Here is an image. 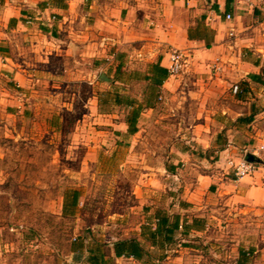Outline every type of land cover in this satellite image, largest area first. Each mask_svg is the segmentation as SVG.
<instances>
[{
	"label": "rangeland",
	"instance_id": "1",
	"mask_svg": "<svg viewBox=\"0 0 264 264\" xmlns=\"http://www.w3.org/2000/svg\"><path fill=\"white\" fill-rule=\"evenodd\" d=\"M187 61L185 56L183 70L175 76L184 74ZM100 70L91 65V83L39 84L35 90L44 104L36 108L38 102L29 98L27 117L18 113L21 110L9 115L0 103V264H84V258L72 252L74 239L96 241L108 249L117 240H140L150 210L178 212L184 196L195 203L185 217L203 219L205 231L180 237L161 251L142 243L152 264H236L240 250L251 253L248 264H264V202L229 201L238 189L220 187L231 179L229 161L248 154L255 159L257 171L264 170V152L250 146L221 161L217 152L228 141L226 128H204L201 138L207 148L178 135L180 129L194 124L189 117L199 108L193 109L184 99L215 94L212 99L218 101V108L212 111L206 105L201 110L222 117L228 107L245 113L244 103L256 99L255 93L237 103L234 85L222 88L226 78L214 76L212 83L208 72L205 83H187L175 96L161 95L152 112L143 111L144 122L131 138L112 126L125 120L127 110L108 108L112 114L101 118L88 115L99 93L117 87L119 93L141 98L144 84L109 87L99 81ZM65 75L59 77L65 80ZM177 99H183L182 104ZM84 115L88 120L83 121ZM200 121L204 125L206 120ZM220 131L223 136L217 146ZM68 190L81 194L74 217L62 216V199ZM143 263L120 258L111 264Z\"/></svg>",
	"mask_w": 264,
	"mask_h": 264
},
{
	"label": "crops",
	"instance_id": "2",
	"mask_svg": "<svg viewBox=\"0 0 264 264\" xmlns=\"http://www.w3.org/2000/svg\"><path fill=\"white\" fill-rule=\"evenodd\" d=\"M227 15L231 17L229 20ZM174 50L188 57L186 71L179 76L168 73ZM107 63H111L110 67ZM157 63L168 73L161 88L162 96L179 94L187 83H205L208 72L212 83L214 76L218 80L222 75L226 78L222 88L234 85L237 103L247 101L246 95L255 93L256 99L244 103L248 105L245 113L228 107L222 117L201 110L206 105L212 106V111L218 108V101L212 99L215 94L184 99L193 109L199 108L196 113L192 110L194 114L189 117L194 124L179 130L181 138L189 137L207 148L201 138L204 128L211 126L222 131L226 128L228 141L217 152L221 161L225 155H236L250 146L258 153L264 152V86L260 84L264 82V0H0V103L9 115L21 110L18 113L30 116L29 98L38 102L34 103L36 108L43 106L35 90L39 84L91 83L88 75L92 64L101 68L99 81L112 87L142 83L131 74L147 73ZM61 73L66 74L65 80L59 77ZM253 75H260L261 81L254 82ZM239 88L245 91L237 94ZM29 90L35 94L30 95ZM103 94L99 93L92 102L94 108H90L89 118L112 114V111L99 112L98 103ZM135 99L141 101L142 97ZM17 100L23 103L20 105ZM182 100L177 99L181 104ZM144 113L138 120L136 134L127 135L125 120L114 122V131L126 137L136 136L144 122ZM251 114L254 117L250 124L236 122ZM84 118L83 121L88 120L87 115ZM202 118L206 120L204 125ZM187 120L184 118L182 122L185 124ZM220 123L228 126L221 127ZM222 131L216 135L217 146ZM87 145L93 147L89 142ZM219 158L217 165L221 164ZM223 186L238 189L229 201L264 202L262 169L239 180L232 175L229 183L220 185ZM178 204V212L161 207L150 210L147 221H153L158 211L185 216L188 207L195 203L191 197L184 196ZM180 237L179 234L176 239ZM139 239L144 243L140 234Z\"/></svg>",
	"mask_w": 264,
	"mask_h": 264
},
{
	"label": "trees",
	"instance_id": "3",
	"mask_svg": "<svg viewBox=\"0 0 264 264\" xmlns=\"http://www.w3.org/2000/svg\"><path fill=\"white\" fill-rule=\"evenodd\" d=\"M119 72V70H118ZM133 79L144 84L142 100L138 101L127 95L118 93L113 90V93L107 92L102 95L99 100L98 109L100 113L110 112L108 108L119 107L127 110L128 114L125 118L127 124V135L132 136L138 132L137 124L143 111L154 109L162 95V86L168 78L167 70L162 68L158 63L152 65L147 73H133ZM251 79L254 82L261 81L260 75H253ZM264 86V82L260 83ZM245 90L238 89L237 94ZM254 115L251 114L247 118L237 119V123L243 122L250 124ZM80 192L78 190H68L64 193L62 199V216L74 217L79 205ZM205 221L195 218L191 222L185 216L177 214L169 215L165 211L156 212L153 221L148 220L142 227L140 238L149 248L153 250H164L170 245L176 244V237L180 234L181 237L187 236L190 232H203L205 229ZM72 252L77 256L84 258V264H111L112 261L120 258L132 259L143 264H152L150 252L146 250L143 244L135 239H121L114 242L111 248H107L102 243L94 241L91 244L85 243L84 240L77 241L74 239ZM251 253L247 251H239V258L236 264H248ZM159 261V259H157Z\"/></svg>",
	"mask_w": 264,
	"mask_h": 264
},
{
	"label": "built area",
	"instance_id": "4",
	"mask_svg": "<svg viewBox=\"0 0 264 264\" xmlns=\"http://www.w3.org/2000/svg\"><path fill=\"white\" fill-rule=\"evenodd\" d=\"M230 15L226 16V19L229 20ZM185 65V56L182 52L174 50L170 56V65L168 67V73L171 76L178 75ZM248 155V154H247ZM239 158L236 161L228 162V169L231 171L233 177L236 180L242 179L254 173L256 171V163L249 161L248 156Z\"/></svg>",
	"mask_w": 264,
	"mask_h": 264
},
{
	"label": "water",
	"instance_id": "5",
	"mask_svg": "<svg viewBox=\"0 0 264 264\" xmlns=\"http://www.w3.org/2000/svg\"><path fill=\"white\" fill-rule=\"evenodd\" d=\"M249 161H252V162H255V159L254 158H252L251 156H248V158H247Z\"/></svg>",
	"mask_w": 264,
	"mask_h": 264
}]
</instances>
